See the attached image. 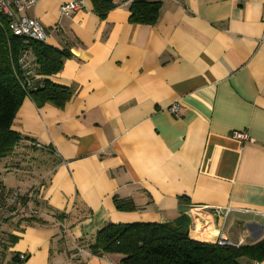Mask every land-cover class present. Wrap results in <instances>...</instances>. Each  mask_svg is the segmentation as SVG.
<instances>
[{
  "label": "crops",
  "instance_id": "1",
  "mask_svg": "<svg viewBox=\"0 0 264 264\" xmlns=\"http://www.w3.org/2000/svg\"><path fill=\"white\" fill-rule=\"evenodd\" d=\"M69 1L19 12L66 54L47 78L70 97L58 106L25 96L15 112L11 128L23 138L0 159V183L35 196L8 218L3 260L123 264L90 248L102 227L180 214L198 241L264 239V0H148L159 2L153 24L130 20L135 0H112L105 14L83 0L66 16ZM22 59L28 88L42 87L33 53ZM216 207L231 212L219 217Z\"/></svg>",
  "mask_w": 264,
  "mask_h": 264
},
{
  "label": "trees",
  "instance_id": "2",
  "mask_svg": "<svg viewBox=\"0 0 264 264\" xmlns=\"http://www.w3.org/2000/svg\"><path fill=\"white\" fill-rule=\"evenodd\" d=\"M94 2L102 14L113 6L112 0ZM129 10L132 22L153 24L158 16L159 2L135 0ZM28 50L35 57L37 73L45 77L42 87L36 90L28 88L24 81L22 65L25 61L22 58ZM64 56V52L45 42L12 35L6 18L0 14V159L11 155L23 138L11 125L25 96L38 104L51 102L58 106L69 99L67 89L47 78L60 70ZM10 192H6L0 183V198ZM115 206L119 210L135 208L130 201L120 199H115ZM90 248L97 253L120 254L123 264H252L264 260V239L239 246L198 241L190 237L188 218L184 214L166 223H108L98 231Z\"/></svg>",
  "mask_w": 264,
  "mask_h": 264
},
{
  "label": "built area",
  "instance_id": "3",
  "mask_svg": "<svg viewBox=\"0 0 264 264\" xmlns=\"http://www.w3.org/2000/svg\"><path fill=\"white\" fill-rule=\"evenodd\" d=\"M38 2L39 0H0V14L6 18L8 30L12 35L25 39H33L39 42H45L47 35L45 27L42 23L35 18L19 14L20 11L32 8ZM82 4L83 0H71L66 3H61L59 10L61 14L68 16L80 8ZM168 110L171 113L176 114L179 110V103H172L168 107ZM233 137L242 141L248 139V135L244 131H235L233 133ZM34 196L35 189H31L25 193L11 191L6 194V197L0 198V211L4 208L8 217L19 216L23 213L24 208L26 211L27 202L32 200ZM22 198H24V200H22ZM27 212L32 213L33 210L28 209ZM213 212L216 216L225 218L231 212V209L229 207H216L213 209ZM260 215L264 217V212H261ZM215 242L220 246H239L245 243L244 240H241L238 243H233L226 236H224L222 232L219 233ZM25 257L24 253H17V264H21L25 260ZM0 264L10 263L0 260ZM254 264L259 263L254 262Z\"/></svg>",
  "mask_w": 264,
  "mask_h": 264
},
{
  "label": "rangeland",
  "instance_id": "4",
  "mask_svg": "<svg viewBox=\"0 0 264 264\" xmlns=\"http://www.w3.org/2000/svg\"><path fill=\"white\" fill-rule=\"evenodd\" d=\"M9 179V180H8ZM8 179H6V184H10V185H14V179H13V177H9ZM19 215V214H18ZM15 217V216H14ZM8 218H10V217H8L7 215H6V210L3 208V210H1L0 211V260L1 261H5V260H3V258H4V252L2 253V241L4 242V240H5V238H7L8 239V236H9V234L8 233H5V232H7L6 230H7V227H8V223H9V220H8ZM11 218H13V217H11ZM8 220V221H7ZM2 231V232H1ZM6 235V237H5V235ZM2 240V241H1Z\"/></svg>",
  "mask_w": 264,
  "mask_h": 264
},
{
  "label": "water",
  "instance_id": "5",
  "mask_svg": "<svg viewBox=\"0 0 264 264\" xmlns=\"http://www.w3.org/2000/svg\"><path fill=\"white\" fill-rule=\"evenodd\" d=\"M254 224H255V223H253V222H252V223H248L247 226L250 228V227L253 226ZM249 228H248V231H249V233H251V230H250ZM259 228H260V230H262V227H261V226H260ZM260 233H261V231H260ZM260 233H259L258 235H256V236L253 235V237H254L255 239H257L258 236H260Z\"/></svg>",
  "mask_w": 264,
  "mask_h": 264
}]
</instances>
